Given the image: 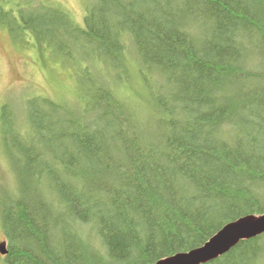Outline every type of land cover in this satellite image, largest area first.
Masks as SVG:
<instances>
[{
    "label": "trees",
    "instance_id": "1",
    "mask_svg": "<svg viewBox=\"0 0 264 264\" xmlns=\"http://www.w3.org/2000/svg\"><path fill=\"white\" fill-rule=\"evenodd\" d=\"M6 2L77 70L71 101L0 108L1 264H155L264 212V0ZM263 262L264 233L203 264Z\"/></svg>",
    "mask_w": 264,
    "mask_h": 264
},
{
    "label": "rangeland",
    "instance_id": "2",
    "mask_svg": "<svg viewBox=\"0 0 264 264\" xmlns=\"http://www.w3.org/2000/svg\"><path fill=\"white\" fill-rule=\"evenodd\" d=\"M3 1L7 2L2 3V6L3 4L7 6V3L13 0ZM53 1L61 3L73 14L70 13L72 18L77 20L82 18L87 2V0ZM35 41L30 32H15L9 22L0 20V108L2 104L8 102L16 109H22L24 100L34 93L56 100L63 98L67 102L71 101L76 77L74 70L77 68L65 61L64 56L55 53L48 41L43 39L37 43ZM38 43L41 47H38ZM134 83H138L136 75ZM4 153L7 154L4 145V125L0 121V201L6 193L8 196L19 194V191L16 192V176L13 175ZM3 240L4 235L0 230V242Z\"/></svg>",
    "mask_w": 264,
    "mask_h": 264
},
{
    "label": "water",
    "instance_id": "3",
    "mask_svg": "<svg viewBox=\"0 0 264 264\" xmlns=\"http://www.w3.org/2000/svg\"><path fill=\"white\" fill-rule=\"evenodd\" d=\"M264 233V212L247 214L225 223L204 244L185 252L162 258L155 264H203L230 250L240 240ZM6 253L5 242H0V255Z\"/></svg>",
    "mask_w": 264,
    "mask_h": 264
}]
</instances>
